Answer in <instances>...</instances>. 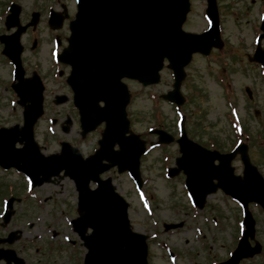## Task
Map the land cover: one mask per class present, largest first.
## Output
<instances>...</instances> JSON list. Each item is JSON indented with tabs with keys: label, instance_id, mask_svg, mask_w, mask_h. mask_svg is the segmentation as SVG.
I'll return each instance as SVG.
<instances>
[{
	"label": "rangeland",
	"instance_id": "1",
	"mask_svg": "<svg viewBox=\"0 0 264 264\" xmlns=\"http://www.w3.org/2000/svg\"><path fill=\"white\" fill-rule=\"evenodd\" d=\"M14 1L20 7L21 23L22 20L29 19L31 11L37 10L40 13L41 22L37 28L26 31L20 37L23 46L22 60L27 63V67H34L36 64L41 71L46 69L48 76V63L53 49L52 36L46 24L48 7L61 10L60 4H63L70 18L75 12L74 0ZM220 2L223 6L221 35L226 52L221 53L223 49H215L208 59L195 57L187 67L189 73L181 83V92L188 95V98L179 110L160 98L161 94L171 88L172 74L167 66L163 68L161 80L156 85L144 88L135 81H127L131 93V101L127 107L129 127L147 144L155 142L149 132L152 127L164 122L176 132L174 125L179 121L180 114L185 113L191 138L199 142L208 138L214 142V148L221 152L228 151L234 142L229 129L230 106L237 108L246 131L252 138L255 132L261 130V126L264 127V75L245 57V53H250L254 47L257 32L252 21H257L258 1ZM8 3L9 0H0V32L5 34L13 31L6 30L4 25L3 12ZM203 13L202 0H192V11L185 29L198 31L206 28ZM58 33L67 37V28L64 27ZM33 35L40 38L36 50L30 49ZM11 69L10 63L0 55V127L22 124V108L16 104V108H13L16 97L4 87V83L11 80ZM51 78L47 80V91L44 92L43 116L34 126V139L44 154L58 152L59 143L64 140L77 147L83 156H87L97 147L102 126L82 137L76 111L69 107L68 102L61 105L51 102L50 90L57 87L64 89L63 80L59 76L52 74ZM244 86L251 88L252 100H248ZM255 109L258 110V115L254 113ZM51 118H57V122L52 124ZM64 126L67 131L62 130ZM252 140L254 142L248 147L250 158L264 175V148L262 143ZM178 155L175 141L163 148L148 147L140 163V190H137L126 172L117 173L115 169H110L102 177L110 176L114 188L128 202L132 228L149 237L148 264H208L211 260H224L235 248L240 236L241 208L237 202L226 199L221 193L209 195L208 203L202 210L193 208L183 187L182 175L177 174L172 178L166 175L167 167L174 165ZM237 157L231 164L235 172H240L241 165ZM6 184L13 188L14 197L19 200L14 201V213L9 221L0 224V239L5 240L9 232H16V236L11 243H0V247H11L24 256L34 258L30 259L33 261L31 264H70L67 257L77 254L81 249L79 238L69 223L77 215V192L72 180L61 175L31 188L20 172L0 169V212L3 210V202L10 195L4 186ZM250 210L256 221L255 235L251 242L257 241L261 248L257 255L240 264H264V213L255 205L250 206ZM171 222H182V226L165 232L163 223ZM54 230L56 235L52 236ZM66 236L69 240H74V243L70 244L65 239ZM36 249L42 250L36 252ZM51 249H61L62 252L55 254L60 258L61 255L65 256L66 261H48L46 257L43 262H39L43 253ZM169 249L175 253L173 260L166 252Z\"/></svg>",
	"mask_w": 264,
	"mask_h": 264
},
{
	"label": "water",
	"instance_id": "2",
	"mask_svg": "<svg viewBox=\"0 0 264 264\" xmlns=\"http://www.w3.org/2000/svg\"><path fill=\"white\" fill-rule=\"evenodd\" d=\"M76 1L75 19L69 23V46L59 59L71 66L68 82L74 92V103L79 110L83 131L105 122L99 140L100 147L86 159H82L79 152L65 142L61 144L60 154L47 157L40 154L33 141L32 125L42 113V88L36 77L28 83L21 79L18 37L24 28H19L13 35L5 37L4 51L17 66L15 76L20 82L14 88L21 103L29 101V104L25 106L22 128L0 129V164L4 167L15 166L30 176L34 184L64 169V174L74 179L79 191L78 210L84 211L82 216L72 221L74 227L80 233H84L87 227L93 230L91 236L85 239L89 249L98 252L90 253L91 259L96 264H146L144 236L131 232L126 203L114 192L109 178H98L100 172L117 165L118 171L128 169L140 184L138 163L144 146L135 134L125 135L128 131L125 117L128 94L120 79L129 77L144 85L155 83L162 59L166 57L174 73V83L173 90L165 97L180 102L178 88L183 78L182 68L189 61L191 53L195 50L206 53L211 44L219 43L217 15L213 0H208L207 14L212 25L207 32L192 34L181 29L188 10V0ZM17 14L18 9L12 10L8 18L9 25L16 24ZM256 55L264 62V51ZM63 99L56 102H62ZM99 101H103L102 107L98 106ZM170 140L167 138L165 141ZM16 142L23 146L16 148ZM115 142L118 143V150L112 149ZM180 142L183 152L181 162L188 174L187 185L191 177L194 178V173L216 177L219 184L240 199L244 206L245 229L242 237L231 259L220 264H237L242 257L258 252L259 244L250 247L247 242V238L254 235V220L246 205L248 201H256L264 208L262 178L253 167H249L244 182H237L232 178L229 168L231 155L214 154L213 157H218L220 161L219 165H211L212 157L206 159L202 166L192 153L198 146L185 136ZM102 160L108 163H102ZM195 166L197 171L193 172ZM89 179L98 183L95 190L87 189ZM194 195L200 199L203 193ZM11 203L12 199H9L8 208H11ZM10 213V210L6 211L5 221Z\"/></svg>",
	"mask_w": 264,
	"mask_h": 264
},
{
	"label": "flooded vegetation",
	"instance_id": "3",
	"mask_svg": "<svg viewBox=\"0 0 264 264\" xmlns=\"http://www.w3.org/2000/svg\"><path fill=\"white\" fill-rule=\"evenodd\" d=\"M257 1H258V9H257V16L258 17H257V21L256 22H255V20L252 21V22L257 24V27L258 28H256V29L259 30V28H260V26H259L260 22L261 21H264V0H257ZM218 5L220 6L221 9H223V6H222L220 0H218ZM60 6H61V4H60ZM50 8H49V10H50ZM39 15H40V13H39ZM258 20H259V23H258ZM48 30L50 32V35H52L54 33L53 34L54 36L57 35L59 37V49L61 50L65 46V39H66V37H63L61 34L59 35L58 32H57L58 30L54 31V30L49 29V28H48ZM34 39H35V43H34L33 50H36L38 48V46H39V42L40 41L35 36H34ZM0 46H1V44H0ZM195 55L196 56H200L202 58H206V57H203L200 54H195ZM22 64H23V68H24V75L26 77L31 76L33 73H37L40 76L41 80L44 83H46V84H47V80L48 79H52L51 78V75L54 74V70L56 68L57 69V72L56 73L58 74L59 78L61 80H64V84H63L64 89H62L61 87L60 88L57 87L55 90H50L51 94L53 96H55V95H59V94L64 95L65 93L66 94L69 93V87L66 84V77H67V75L69 73V66L67 64L61 63V62L60 63L58 62V63L54 64V63H52L51 58H49V63H48V65H49L48 66V68H49L48 69L49 75L48 76H47L46 69H43L41 71V69L38 68V66L36 64L34 65V67H30V66L27 67L26 66L27 63H23L22 62ZM254 113L258 115V110L255 109L254 110ZM262 123L264 125V116H263V122ZM260 128H261V130L255 132V134H254V136H253L252 139H255L257 141H260V136L264 133V127L261 126ZM192 139L193 140H196L195 138H192ZM252 139L250 137H246V143L248 144V147L250 146V144H252L254 142ZM196 141H198V140H196ZM209 141H210V139L208 140V138H206L204 140L201 139V142H199V141L198 142L200 144L201 143H205V145H203V146L208 147L207 144L209 143ZM57 252L58 253L59 252H62V250H49L48 253L46 254L47 255L46 257H49V260L48 261H54V262L55 261L56 262L66 261V260H64L65 259V256H62L61 255V258H60V257H58V255L55 254ZM15 253L17 254V256L22 257L21 254L17 253L16 251H15ZM80 253H81L80 256H82L83 251H80ZM67 258L69 259V257H67ZM22 259H23L24 264H31L33 262V261H31V260H29L28 258H25V257H22ZM38 260H39V262H41L42 261V258H39ZM69 261H71L73 264L74 263L75 264H82V257L81 258H78V259H71V260L69 259L67 262H69ZM0 264H14V262H13V260H9V262L7 263V261L5 259H0Z\"/></svg>",
	"mask_w": 264,
	"mask_h": 264
}]
</instances>
